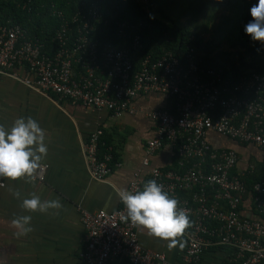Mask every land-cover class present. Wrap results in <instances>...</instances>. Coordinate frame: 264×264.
<instances>
[{
    "label": "built area",
    "instance_id": "2783aa9c",
    "mask_svg": "<svg viewBox=\"0 0 264 264\" xmlns=\"http://www.w3.org/2000/svg\"><path fill=\"white\" fill-rule=\"evenodd\" d=\"M77 16V34L66 28L59 31L60 44L52 53H45L43 45L28 37L22 26L0 24V71L24 65L33 76L25 80L27 84L117 116L134 114L132 101L138 95L155 92L173 97L171 108L149 114L157 132L147 141L146 154L169 145L179 157L177 168L153 169L151 179L178 200V207L186 210L191 221L183 232L188 245L182 264H195L211 245L236 250L235 258L223 264H264V156L262 178L248 188L242 178L255 169L254 163L235 172L239 151L216 148L207 137L214 132L255 145L264 153V76L248 71L234 81L215 67L201 68L204 74H200L193 48L187 67L166 51L156 59L146 55L133 73L131 56L141 48L139 36L133 38L131 47L108 44L99 50L98 39L91 37L93 22L101 17L98 5L84 6ZM126 25L119 24L121 38L126 36ZM102 133L101 128L91 132L84 146L90 174L96 179L112 171L111 148L101 152ZM47 168V164L40 165V180L45 179ZM6 179L0 177L1 187L6 186ZM143 183L135 178L129 191L140 190ZM183 192L188 196L182 197ZM247 196L257 212L255 218L242 215ZM126 213L123 204L113 211H82L86 235L81 264H111L117 257L132 264H173L165 253L142 247L139 225L126 219Z\"/></svg>",
    "mask_w": 264,
    "mask_h": 264
},
{
    "label": "crops",
    "instance_id": "0c3cea01",
    "mask_svg": "<svg viewBox=\"0 0 264 264\" xmlns=\"http://www.w3.org/2000/svg\"><path fill=\"white\" fill-rule=\"evenodd\" d=\"M26 79L32 80L33 76L24 65L0 71V125L8 127L21 116L38 121L47 144L40 165L47 164L48 168L44 180L37 177L38 168L31 176L7 178L6 186H0V264H81L86 235L82 211L119 209L122 202L118 190L129 191L135 178L146 182L153 169L172 168L179 160L169 145L152 155L146 154L147 141L157 132L149 114L155 109L171 108L174 99L155 92L141 94L132 101L134 114L125 112L117 116L44 93L27 84ZM98 128L106 129L111 136L117 160L104 179L91 176L84 149L88 136ZM207 137L216 148L239 151L235 172L246 169L249 163L256 166L264 156L255 145L240 144L214 132ZM185 194L181 196L186 197ZM31 195L41 200L58 199L61 207L44 213L25 210L21 201ZM241 212L243 217H257L250 196L244 199ZM24 215L31 217V230L21 234L23 229L13 225L12 220ZM138 237L143 248L165 253L171 263L182 264L188 245L184 233L177 238L182 247L179 243L170 247L167 240L150 235L141 226ZM235 255L232 247L211 245L195 264H223ZM111 264L132 263L117 257Z\"/></svg>",
    "mask_w": 264,
    "mask_h": 264
},
{
    "label": "trees",
    "instance_id": "16d2710c",
    "mask_svg": "<svg viewBox=\"0 0 264 264\" xmlns=\"http://www.w3.org/2000/svg\"><path fill=\"white\" fill-rule=\"evenodd\" d=\"M255 0H0V24L20 25L27 36L43 45L45 53L59 47L57 33L66 28L77 34V13L92 3L98 5L100 20L92 38L98 48L105 45L132 46L138 35L141 48L133 51V73L143 57L159 58L172 52L182 65L194 49L198 73L215 67L236 81L242 73L256 71L264 76V44L251 41L243 26L250 19L249 6ZM151 14L152 18H149ZM127 22L125 38L118 36L119 24ZM65 23V25H64ZM64 25V27H63ZM67 33V34H68ZM74 37V36H73ZM100 139L101 152L111 148L112 166L116 163L114 144L106 129ZM242 180L251 188L263 175V162ZM178 161L172 168H177ZM186 193L188 196L187 192ZM185 194V195H186Z\"/></svg>",
    "mask_w": 264,
    "mask_h": 264
},
{
    "label": "clouds",
    "instance_id": "9594fccd",
    "mask_svg": "<svg viewBox=\"0 0 264 264\" xmlns=\"http://www.w3.org/2000/svg\"><path fill=\"white\" fill-rule=\"evenodd\" d=\"M248 14L250 19L243 26L244 34L251 41L264 44V0H255L249 6ZM149 18H152L151 14ZM46 153L44 129L32 117H18L8 127L0 125V177L16 180L31 176ZM117 196L127 210L126 219L143 227L150 235L167 240L170 247L178 243L183 246L177 238L191 221L186 210L178 207V200L164 191L161 184L149 179L140 190H118ZM21 207L44 213L60 208L61 204L58 199L41 200L31 195L22 199ZM30 220V216L24 215L14 218L12 223L22 228L23 234L31 230Z\"/></svg>",
    "mask_w": 264,
    "mask_h": 264
}]
</instances>
